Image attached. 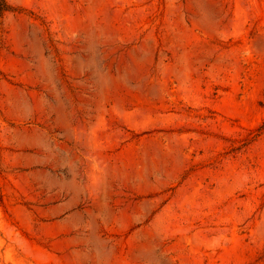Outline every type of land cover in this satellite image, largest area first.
<instances>
[{"label": "rangeland", "instance_id": "rangeland-1", "mask_svg": "<svg viewBox=\"0 0 264 264\" xmlns=\"http://www.w3.org/2000/svg\"><path fill=\"white\" fill-rule=\"evenodd\" d=\"M0 264H264V0H8Z\"/></svg>", "mask_w": 264, "mask_h": 264}, {"label": "trees", "instance_id": "trees-1", "mask_svg": "<svg viewBox=\"0 0 264 264\" xmlns=\"http://www.w3.org/2000/svg\"><path fill=\"white\" fill-rule=\"evenodd\" d=\"M13 7L12 5L8 2V0H0V25H1V20L4 15V13L8 10H11Z\"/></svg>", "mask_w": 264, "mask_h": 264}]
</instances>
